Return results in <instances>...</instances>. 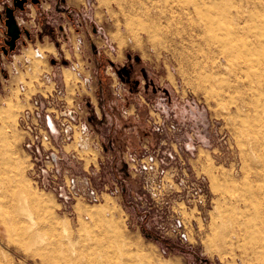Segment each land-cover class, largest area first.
<instances>
[{
  "label": "rangeland",
  "instance_id": "374dc122",
  "mask_svg": "<svg viewBox=\"0 0 264 264\" xmlns=\"http://www.w3.org/2000/svg\"><path fill=\"white\" fill-rule=\"evenodd\" d=\"M41 1L35 21L39 34L35 28H21L22 36L8 54L2 50L8 39L3 17L13 0L0 8L5 26L0 41V160L6 183L15 194H21L19 186L26 187L42 201L56 231L43 230L40 244L20 252L0 244V264H49L35 248L49 244L51 253L53 234L64 240L69 233L65 249L91 244L119 264H264L251 251L254 241L245 238L244 230V239L237 241L230 237L231 225L225 226L239 219L247 233L255 230L251 191L264 205V56L254 53L252 66L234 70L219 56L216 36L210 48L177 38L187 30L182 11L188 1L217 17L240 6L241 20L224 22L216 34L227 38L231 27L248 21L250 28L232 43L251 41L264 50V0ZM39 2L28 0L25 9ZM37 46L40 54L34 52ZM21 52L29 71L18 79L3 64ZM79 55L88 58L86 70L71 64L61 67L64 76L51 71L48 58ZM234 63L239 67L238 60ZM80 71L85 74L79 76ZM44 72L59 82L64 78L70 92L77 89L89 133L80 141V157L68 159L64 167L90 179L99 194L97 204L61 203L43 187L45 181L29 172L18 117L32 93L51 88L38 80ZM246 73L248 84L235 80L236 74ZM20 84L26 86L24 95ZM30 212L8 214L29 224L36 220L33 205ZM181 225L186 240L175 234Z\"/></svg>",
  "mask_w": 264,
  "mask_h": 264
},
{
  "label": "bare ground",
  "instance_id": "6f19581e",
  "mask_svg": "<svg viewBox=\"0 0 264 264\" xmlns=\"http://www.w3.org/2000/svg\"><path fill=\"white\" fill-rule=\"evenodd\" d=\"M188 2L191 3H187L185 9H183L182 11L184 17H186L188 20V22L186 21L185 26L187 30L184 31V34L177 36V38H179L181 42L186 41L192 44V46L203 43L206 47L210 48L212 46L211 37L213 35L216 36L218 39L216 43L220 45L221 49L219 56H222L226 60V62H228L229 66H231L232 68L234 67V70H238L241 67L246 68L250 65L252 66V55L254 53L260 56H264L263 48L260 47V45L254 46L252 43H250L251 41L241 46H236L234 43H232L234 39H237L241 36V33L243 34L244 31H247V29L250 28V24L248 23V21H244L242 25L237 24L233 28L231 27L232 31L228 32L229 34L227 35V38H225L226 34L222 37L215 32L216 29H218L221 25H224V22L230 24L232 18L241 20L242 11L240 9V6L230 7L227 12L220 14L221 17H217L205 6L197 4L196 1ZM189 4H191V6ZM170 11L171 10H167L166 12ZM258 38H260V36ZM186 42L183 44H186ZM235 60H238L240 64L239 67H237L234 63ZM242 77L246 78L248 77V74H236L235 80L237 82L248 84L249 82L247 83V78L246 80L241 81ZM260 92L264 93V80L260 84ZM4 163L5 162L3 160H0V244L4 245L8 249L12 248L14 249V251L20 252L21 250L30 249L37 243L40 244L42 242L41 238L43 230L46 229L55 233L56 224L53 220L50 219L45 204L42 201L37 200L35 196H30L28 188L19 186L21 194H15L13 189L6 183V176H3L5 175L3 166ZM251 192L252 201L256 206L255 213L252 216L254 224L256 225L255 230H249L247 233V225L242 226L239 219H234L233 222L230 221V223H225V226L231 225V229L229 230L230 237H236L237 241L240 239H244V230L246 233L245 238L248 239V241H254V248H252L251 251L258 254L257 258L262 259L264 262V205H262V201L260 199L255 198V190ZM32 205L36 210V220H31L29 224H24L17 217H12V215L8 214L9 211L15 210H19L22 213L31 214L30 211ZM84 227L87 230L88 227H90V224ZM261 234L262 238L260 240H257L258 235ZM53 236L56 242L54 244L55 246H53V252L48 253L47 250L49 248V244H46L45 247L35 248L34 250V253L38 254L42 261H46L49 264L120 263L111 258L105 250L97 252L90 246L91 244L89 245L85 243L78 248H72L71 251L65 249L64 246L69 243L71 239L70 233L64 238V240L60 237L55 236V234H53Z\"/></svg>",
  "mask_w": 264,
  "mask_h": 264
},
{
  "label": "built area",
  "instance_id": "2783aa9c",
  "mask_svg": "<svg viewBox=\"0 0 264 264\" xmlns=\"http://www.w3.org/2000/svg\"><path fill=\"white\" fill-rule=\"evenodd\" d=\"M38 80L44 86L51 84V88L45 92L42 88L37 89L40 86ZM38 80L33 82L37 90L31 94L18 117V125L23 132L22 147L29 158V172L35 180L45 181L43 187L54 191L61 203L83 201L97 204L100 202L99 194L90 179L64 167L68 159L80 157V141L89 133L82 116L83 106L77 99V89L70 92L63 78L59 82L46 72ZM83 83L86 86L87 79L83 78ZM19 88L24 95L26 86L20 84ZM157 166L158 160L155 161V169ZM177 222L181 223V220L178 218ZM181 228L182 225L174 229L175 234L186 240L187 233Z\"/></svg>",
  "mask_w": 264,
  "mask_h": 264
},
{
  "label": "crops",
  "instance_id": "0c3cea01",
  "mask_svg": "<svg viewBox=\"0 0 264 264\" xmlns=\"http://www.w3.org/2000/svg\"><path fill=\"white\" fill-rule=\"evenodd\" d=\"M42 3H43V1H41V0L38 4L28 3L26 5V9L24 11H18L16 13V20H17V23L20 26V28H22L24 31H28L27 28H35L33 31L36 33V35L39 34V30L36 27L35 21L37 19V14L41 15V13H38L36 8L41 7ZM9 4H10L9 0H0V8H3L4 6L9 5ZM23 18L25 19L26 22H28L29 26H27L28 24H25V22L23 21ZM27 33H29L30 35L32 34L31 30H29V32H27ZM2 35H5V26L2 23V21H0V41H1V44L4 41V37L3 38L1 37ZM73 48H74L73 52L78 51V53L80 54L81 49H79V47L73 46ZM38 49H39V47L37 46V51H34L31 48H29L27 50L34 51V52H37L38 54H40L38 52ZM48 60H50V62L54 66V67L52 66L51 71L53 72V74H56L57 76L63 75V70L61 69L62 66L69 67L71 64H75V65L81 64L84 70H86L88 68V58H85L82 55H79V57L74 56V58H72V59H68L66 57H63V60H58V58H56V57H54V58L50 57V58H48ZM58 63H60L61 65H59ZM27 66H28V63H27L26 59L24 58V54L21 52L20 54L18 53V55L17 54L12 55L11 60H9L7 64H3V69L6 70L7 72L11 73L16 78L19 79L21 77V74H26V72L29 71ZM80 73L83 75L85 74V72L80 71L78 73L79 76H80ZM25 80L28 81V78L25 77ZM63 81L65 83L64 78H63ZM65 85H66V83H65ZM12 87H16V84H12ZM66 87H67V85H66ZM67 89H68V87H67Z\"/></svg>",
  "mask_w": 264,
  "mask_h": 264
},
{
  "label": "water",
  "instance_id": "95a60500",
  "mask_svg": "<svg viewBox=\"0 0 264 264\" xmlns=\"http://www.w3.org/2000/svg\"><path fill=\"white\" fill-rule=\"evenodd\" d=\"M28 0H13V6H7L5 8V14L3 17L4 24L6 26V35L8 39L5 41V45L2 47L3 53L8 54L9 51L15 50L19 39L21 38L22 29L16 20V9L23 11L25 9V3ZM32 3H37L38 0H31ZM0 18L2 15L0 14Z\"/></svg>",
  "mask_w": 264,
  "mask_h": 264
}]
</instances>
